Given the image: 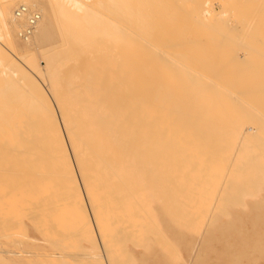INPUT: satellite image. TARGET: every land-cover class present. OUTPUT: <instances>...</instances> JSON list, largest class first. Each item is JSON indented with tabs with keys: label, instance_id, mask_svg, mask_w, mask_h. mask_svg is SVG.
I'll return each instance as SVG.
<instances>
[{
	"label": "rangeland",
	"instance_id": "1",
	"mask_svg": "<svg viewBox=\"0 0 264 264\" xmlns=\"http://www.w3.org/2000/svg\"><path fill=\"white\" fill-rule=\"evenodd\" d=\"M159 1L152 2V7L149 6L152 11L148 12L160 17L154 20L155 14L149 15L157 21V25L166 26L169 34H180L182 31L179 38L184 36L181 38L186 40L184 48L188 49V54L198 58L196 70L192 71L197 77L202 74V80L207 81L196 77L197 82L203 83L198 88L219 91L220 87L228 85L223 86L222 82L229 83L242 74L247 75L249 81L261 83L259 87L252 83L242 85L246 91L248 88L250 95L252 89L262 88L252 93L259 99L257 93L264 92V0H167L170 5L177 4V1L180 5L177 8L181 13L173 12V15L171 12L176 7L172 5L168 9L169 5L164 6L166 1ZM160 3L163 5L160 6ZM88 5L91 9L90 2ZM158 5L167 10L162 9L165 11L161 12ZM33 9L38 10L36 7ZM203 11H210V17L202 19L200 13L204 14ZM162 13L169 16L168 20ZM6 21L16 27L14 31L10 30L16 47L21 51H30L28 63L22 67L43 87L49 98L44 101L36 89H0L5 90L0 98V108L10 114L9 120L0 122V264H43L55 260L66 264H264V95L259 99L263 103L259 110L262 115L258 111L259 106L254 107L259 100L249 101L254 97L247 92L250 97L247 102L244 101L245 93L242 96L238 93L235 100L230 99L227 103L223 101L221 104L196 105V108L186 109L179 107V111L155 102L136 109L128 123L136 125L140 132H151L145 136L148 141L151 139L166 148L163 152L155 150L148 155L150 166L147 176L141 178L140 186H115L119 189L117 194H120L114 196L116 199L107 196L96 199L109 187L92 188L95 202L91 205L86 200L81 174L67 141L64 146L71 161L70 168L63 158L48 154L57 134L50 120L51 110L57 115L58 112L56 101L49 94L51 78L47 73V60L52 59L53 51L50 56L44 52L54 41L28 45L17 35V26L9 16ZM63 22L59 19L57 26ZM157 27L162 31L161 26L155 24L156 30ZM134 28L132 30L136 31ZM152 29L146 37H150ZM56 30L55 26L51 28L50 35H54ZM235 34L237 37H233ZM153 35L149 38L152 43L143 40L145 44L140 42L142 44L138 45L139 52L135 57L140 61L136 64L142 66L146 58L159 59L161 55L168 57L167 60L177 58L172 55H176L173 51L177 45L166 46L168 41L165 39L168 38ZM212 35L218 38H212ZM89 45L87 40L81 47L83 54L68 52V57L61 62L62 76L68 79L64 89H70V85L77 82L76 77L69 76L73 77L81 68H86L84 56ZM165 46L173 48V51L168 49L171 55H166L169 51L165 52ZM65 48L70 50V47ZM180 51L187 52L184 49ZM181 55L185 58V53ZM163 57L161 60H165ZM108 62L110 59L101 60L96 65L100 69ZM127 65L125 71L116 69L114 74L119 77L118 83L122 82L120 77L127 73ZM200 65L203 68H198ZM98 72L95 68L91 74ZM260 72L263 76L258 74ZM85 73L88 74V71ZM210 73L212 78L206 76ZM212 73L217 74V79ZM219 74L225 81L219 80ZM229 74L234 78L228 80ZM82 79H85L84 83H89L96 76L89 77L88 74ZM207 79L211 83L217 80V85L221 83L217 87L220 89L214 83L208 84ZM243 79L246 80V77ZM150 80L151 76L139 77L136 80L139 84L134 88L146 94L148 90L156 91L146 84ZM3 81L0 74V86ZM212 85L214 88H210ZM240 122L249 123L247 125L255 132L246 138L240 136L236 130ZM118 127L123 134L127 126ZM59 128L66 140L61 121ZM138 135L133 151L142 140ZM172 141L175 145L171 144ZM136 191L138 193L135 194Z\"/></svg>",
	"mask_w": 264,
	"mask_h": 264
},
{
	"label": "bare ground",
	"instance_id": "2",
	"mask_svg": "<svg viewBox=\"0 0 264 264\" xmlns=\"http://www.w3.org/2000/svg\"><path fill=\"white\" fill-rule=\"evenodd\" d=\"M89 2L92 5L91 9L87 7L89 6L88 5ZM152 2H155V0L154 1L153 0H0V44H1L0 45V74L1 76H3V79H4V81L2 82V85L0 86V89H8L10 91L12 89H36L37 93H39L41 97H43V100L48 101L49 97L47 93L44 92L43 87L40 86V84L36 80H33L32 76L25 70V68H23L24 66H26L25 63H28L30 51L29 50L21 51L20 49L16 47L14 40L12 38L13 36L10 32V30L14 31L16 27L10 26L6 21L7 17L9 16L13 24L15 23V25L17 26V30H18L17 35L19 36L20 31L26 25V20H24V18L17 19L14 15L15 9L18 8L20 5H25L32 10H36V9H33V7H36L39 10L37 11L41 15V19L35 26L30 38H28L25 41V43H27L28 45H31L32 43L34 44L36 43V45H38L42 43L43 41H48V40L54 41L50 44L51 47H49L48 50L44 52V53H48V56H50V53L53 51L52 59L47 60V73L50 75L49 77L51 78V81H49V87H50L49 94L56 101L57 112H58V115H57L56 111L54 112V110H51L52 116L50 120L51 122H53V125H54V128L57 134L54 140L55 144L53 147L49 148L48 154L54 158H59V159L63 158L67 167L70 168L71 161L68 158V154L66 153L65 146H64L66 145V141H67L68 146L70 150L72 151L73 155L71 153L70 154L73 156L75 163L81 174L83 190H84V193L87 195L86 200L89 201L91 205H93L95 202L94 197H93L94 188H97V187L108 188L109 187L108 191L102 192L103 194L101 196L96 197V199L97 198L103 199V198H106V196L108 198L119 196L120 194H117L119 189L115 187L119 184L120 185L129 184V186H133V187L135 186V188H137L136 186H140V180L142 177L147 176L146 172L150 166L148 162V155L155 150L157 151L159 150L163 152L166 148L163 144H159L158 142L152 141L151 139L148 141L147 139L148 137H145V136L150 135L151 132L150 133L148 131H146V133L143 131L140 132V129L138 130V127L136 125L128 123V122H131L129 120L131 119L136 109L142 106L148 105V103H152V102L159 103V105H165L166 107H170L171 109H174V110H178L179 107L181 108L183 107L184 109L191 108V107L196 108V105L210 106L214 104L215 105L221 104V102L223 101L227 103L228 101H230V99L233 100L236 94L237 96L239 94L242 96L244 93H245L244 96L246 97L243 96L245 98L243 99L245 102H247L246 99L248 100L250 98L247 95H250V94L248 92V88L246 91L245 87L242 85H245L246 83H249V84L252 83V84H257L258 86L259 84H261L258 81H249L245 71L244 73L246 76L242 74H238L237 77L239 78L230 80L234 86L231 84L230 81L229 83H226V81L222 79V76L220 78V74H219L218 75L219 80L222 79V81L224 80L226 83L225 84L224 82H222V84H224L223 86H226L228 84V85H231V87H234V88H229L230 86L228 85L226 88L220 87L222 89H225V91H223L222 89L217 88L219 87L221 83L219 85L215 84L217 80H214V79L215 78L217 79V74L215 76V74L212 73L214 74L213 76H215L213 77L214 78L213 80L215 81L213 82L215 84L214 86L220 90L217 91L215 89L216 91H214L210 89L198 88L197 86L203 83L197 82L196 81L197 78H199V80H202L204 78V77L202 78V74L199 75V77H197L198 75L196 76V72L192 71V70H196V60L198 58L195 59L194 57L196 56L195 55L191 56L190 54H188V51H187L188 49L186 50L184 48L185 44L183 43H185L186 40L181 39L182 37H184L183 35L181 38H179L181 36L182 31L180 32V34H175V33L169 34L167 33L168 28L165 29L166 26L164 28V26L161 25L160 23L158 25L161 26L162 31L163 29L165 31L162 32L158 30V27H157V30H158L157 31L154 28L155 24L156 26H158L157 21H154V20L156 17H160V15L158 16L153 11L152 13H154L157 16L153 14L154 20L152 19L153 15L148 12L150 11L149 6H151L150 4ZM164 2L166 4L169 1L164 0L163 3ZM163 3L162 4L160 3V6L163 5ZM170 3L171 2H169V4H166V5L164 4V6L169 5L167 6L168 9L172 5H174V7L176 8L180 6L178 5V1H177V4L175 3L177 6H175V4L170 5ZM160 6L158 5V7ZM164 6L160 7L161 10L162 9L167 10L166 8H164ZM176 8L174 11L172 12L170 11L172 15H173V12H176L177 14L181 13V11L179 12L180 8H177L178 10H176ZM237 8L238 7H236V9ZM155 9L153 8V10ZM10 10H11V13L9 12ZM165 10H162L161 12ZM158 11L160 10L158 9ZM203 12L204 14L200 13L202 19H205L206 17L207 18L210 17L209 15L210 11H203ZM235 12L237 11L235 10ZM182 13H183V10H182ZM187 13H188V10H187ZM149 14H151L152 16H150ZM191 14H193V12ZM206 14L209 16H205ZM163 15L165 16V14ZM212 16L214 17V15L211 14V17ZM165 18H167L168 20L169 16L168 17L165 16ZM183 18H184V15H183ZM59 19H62L64 22H66V24L64 22L62 25L58 23L59 26H57V22ZM212 19L213 18H211L210 20ZM171 20L173 21V19ZM153 22H155V24H153ZM196 23L194 22V25ZM200 24H202L201 21L199 22V25ZM54 26L57 28V30L55 34L51 36L50 31H51V28H53ZM132 27H135L136 31L132 30ZM151 29L153 30L154 33L152 32L150 37L153 34L154 35L156 34V36L161 37V38L165 36L164 39L168 38V39H165V41L166 42L168 41V44L169 42L170 43L173 42V44L168 45L165 42L163 43V45L166 44V46H169V47H176L177 45V48L179 46L180 50L184 49L187 52H183V51L181 52L180 50H178L179 51L178 52L176 51L177 48H174L176 50L173 51L172 50L173 48L170 49L169 47L165 46L167 49V51L165 52H168L169 51L168 49H170L173 51V53H176V55L174 56V54L170 53L169 51L168 53L170 54L167 53L166 55L172 54L173 57H177V58H174L173 60H171L172 58L171 59L169 58L170 60H167L168 57L164 58L161 55V58L163 57L165 60H161V58L158 59V57L146 58L147 61L142 66L136 64L138 61H140L138 60L137 57H135L136 56L135 54L139 52L138 45H141L143 43V40L144 42H147V40H149L150 37H146V36L149 35L148 33L150 32ZM219 30H221V28H219ZM219 30L217 32H219ZM184 31L187 32L186 30ZM135 32H137L136 36H133V33L135 34ZM164 32L167 34V36ZM160 34H162V36ZM227 34L226 36L230 35V34L229 35ZM172 35L174 37H172ZM214 36L212 35V38ZM216 37L218 38V36H215V38ZM233 37H237L236 34ZM228 39H231V38H228ZM87 40L90 41L91 46L89 45L88 47L89 50L87 53H85V56H84V58L86 59V68L85 67L81 68L80 72L77 73V75L73 77L69 76V78L76 77L77 82L72 83L70 85V89H64L63 86L64 87L67 86L68 79L62 76L61 70L59 68L61 65V62L64 61L66 57H68L67 55L68 52L71 54L72 53L83 54L84 51L81 49V47ZM176 40L178 41L176 42ZM148 42L152 43L150 40ZM57 44L58 46H56ZM132 45L134 49L132 48ZM180 45H183V46H180ZM65 47L67 48L70 47L69 48L70 50H67ZM148 47H149V44H148ZM182 47L183 49H181ZM114 53L119 54V56L121 55V57L119 56L115 57ZM177 53H179L180 55L182 54L181 56H183V54L185 53L184 55L185 58L183 57L181 58L179 54L177 55ZM191 57L194 59H192ZM117 58L119 59V61H116ZM109 59H110V62H108L106 66H101L100 69L98 65H96V63L100 62L101 60L109 61ZM134 62L136 65H134ZM125 64L126 65L128 64L127 73L125 74L124 77H120L122 82L118 83L119 77L118 76L116 77L114 73L117 68L120 71H125L126 70ZM201 64H204V62ZM95 68H97L99 72L93 73L92 75L91 71L93 70L95 71ZM132 68H134L136 71L133 72ZM198 68H203V65L202 66L200 65V67L198 66ZM242 68L244 69L245 67H242ZM87 71H88L89 77L96 76V79L94 81H90L89 83L85 81L86 83L85 84L84 83L85 79H82V77H86V75L88 76V74L85 73ZM258 74L262 75L261 72ZM210 75H206V76H209V78H212V75L211 76ZM230 75L231 74L227 76L228 80L231 77ZM144 76H151V80L149 82H146V84L151 86L149 89H156V91L148 90V94H146L141 89L134 88L136 87V84H139L138 81L136 80L139 77H144ZM224 76L225 75H223V77ZM243 77H246L247 81L244 80ZM231 78H234V77H231ZM208 81H209L208 84L210 85L213 84L211 83L210 80ZM23 82H26L25 85H22ZM240 86L242 87L240 88ZM212 87L213 85L210 88ZM258 87L256 88V90L257 89L263 90L262 88H258ZM228 88L230 90H228ZM237 89L239 90L242 89V91L239 92ZM243 89L245 91H243ZM253 90L254 89H252L250 92L251 93L250 96L252 97H254L252 93H255L256 91V90L255 91ZM246 92L248 93L247 95H246ZM4 93H5V90L0 91V98ZM263 93L264 92H262V94L257 93L256 97H259V99H261L262 96L264 95ZM259 95H261V97ZM252 99L253 100L249 99V101H254V99H256L255 101L257 102V100H259L255 97ZM263 99H262V102H264ZM236 100L240 102L238 99ZM262 102L261 100H259V102L255 103V105L253 102H249V103H251V105H254V107L259 106V109H258L259 111L263 107L261 105ZM240 104L243 106L241 102ZM256 110L257 109H255V111ZM259 113L260 115H262L260 111ZM183 114L185 117L187 116V113H183ZM9 117H10V114L8 112H4L0 108V122L9 120ZM59 118L65 130L66 140L64 139V136H62V132L60 131V128L58 129V124H60ZM143 119L146 120V118H143ZM247 124L249 123L240 122L239 123L240 126L236 127L238 134L244 138L252 134V132L255 130L254 128H252L251 126ZM120 125L127 126L125 127L123 134L118 127ZM186 133L187 134H185V138L187 139L189 137L188 136L189 131ZM137 134H139L138 135L139 137L140 136L142 137L141 138L142 140L140 141L138 145H136L133 151L132 147L134 148L135 139L137 137ZM190 139H191V136H190ZM171 144L175 145V142L172 141ZM77 187H78V184H77ZM134 190H137V189H134ZM136 193L138 192L136 191L135 194ZM123 194L125 195V193ZM114 198L116 199V197ZM43 264H66V263L55 260V261L45 262Z\"/></svg>",
	"mask_w": 264,
	"mask_h": 264
},
{
	"label": "built area",
	"instance_id": "3",
	"mask_svg": "<svg viewBox=\"0 0 264 264\" xmlns=\"http://www.w3.org/2000/svg\"><path fill=\"white\" fill-rule=\"evenodd\" d=\"M14 15L17 19L24 18V20H26V25L19 33L20 39L26 41L28 38H30L35 26L40 21L41 15L37 10H32L25 5H20L18 8H16Z\"/></svg>",
	"mask_w": 264,
	"mask_h": 264
}]
</instances>
